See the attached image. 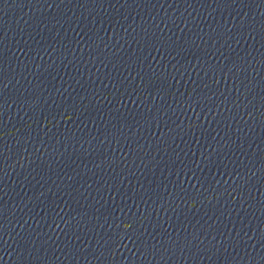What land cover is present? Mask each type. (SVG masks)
<instances>
[{
    "label": "water",
    "instance_id": "95a60500",
    "mask_svg": "<svg viewBox=\"0 0 264 264\" xmlns=\"http://www.w3.org/2000/svg\"><path fill=\"white\" fill-rule=\"evenodd\" d=\"M0 264H264V0H0Z\"/></svg>",
    "mask_w": 264,
    "mask_h": 264
}]
</instances>
